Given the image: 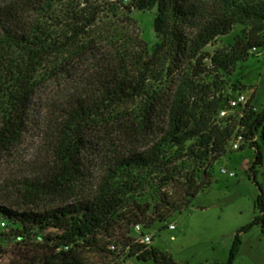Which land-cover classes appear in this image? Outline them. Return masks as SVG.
I'll return each mask as SVG.
<instances>
[{
    "label": "trees",
    "instance_id": "16d2710c",
    "mask_svg": "<svg viewBox=\"0 0 264 264\" xmlns=\"http://www.w3.org/2000/svg\"><path fill=\"white\" fill-rule=\"evenodd\" d=\"M105 6L116 17L119 8L105 0H0V157L27 133L41 84L76 54ZM121 8L128 15L154 9L159 42L146 62L130 53L132 70L121 58L117 70L62 101L48 135L49 174L22 181L20 203H0V264H94L89 254L106 264L125 257L175 264L139 243L131 228L139 225L143 234L166 228L210 186L212 164L237 136L253 149L248 173L260 193L258 213L234 235L225 264L235 261L241 234L254 226L264 233V192L256 182L263 154L255 141L264 109L256 113L250 97L219 118L234 96L220 94L215 82L194 81L229 74L251 50L264 49V0H129ZM237 24L248 27L242 39L228 50L203 52ZM154 67L170 77L159 92L145 85ZM110 126L118 127L122 148L90 142ZM90 155L97 157L91 170L83 163Z\"/></svg>",
    "mask_w": 264,
    "mask_h": 264
},
{
    "label": "rangeland",
    "instance_id": "374dc122",
    "mask_svg": "<svg viewBox=\"0 0 264 264\" xmlns=\"http://www.w3.org/2000/svg\"><path fill=\"white\" fill-rule=\"evenodd\" d=\"M105 1L119 8L116 17L105 6L103 14L99 16L100 22L80 40L75 48L76 54L61 61L56 66V75L46 78L41 84L35 100L37 111L27 133L10 152L0 157L1 204L20 203V183L41 179L49 174L51 164L48 135L51 122L55 120V112L62 101L77 94L98 76L111 69L117 70L121 58L124 61L120 64L127 66V71L132 70V53L141 56V63L146 62L147 55L159 42L152 28L154 9L134 10L128 15L122 12L121 6L129 0ZM247 30V26L237 24L228 35L218 37L203 52L212 55L216 51L228 50L246 35ZM262 38L264 39V32ZM118 39L125 40L126 44L123 42L120 46ZM144 49L147 50L146 54ZM202 64L208 69L209 60H204ZM153 70L154 78L148 76L145 85L159 92L169 85L170 77L166 78L164 70L160 72V67H154ZM194 81L204 85L215 82L219 93L225 96L242 94L247 99L252 97L254 111L258 113L264 109V49L251 50L247 60L238 63L229 74L220 72L215 77L214 74L205 73ZM233 113L228 112L227 115ZM117 128L108 127L103 134L90 138V142L99 141L106 146L122 148L124 142L115 131ZM255 141L263 154L262 167L256 176V182L264 192V125L258 131ZM243 144L240 141V146ZM244 146L242 150H232L231 143L226 147L224 155L212 164L210 186L198 193L185 211L169 219L164 225L166 228L158 231L160 225H156L143 230L151 237L149 246L166 253L175 264L226 263L234 235L258 213L256 198L260 191L248 173L253 149L246 148V144ZM95 162L97 157L94 155L86 156L83 161L89 170ZM27 208L36 209L34 206ZM170 225L173 226L172 230L168 229ZM132 235L135 238L138 236L135 233ZM240 236L241 245L233 264H264V233L260 228L254 226ZM89 259L94 264H106L93 254H89ZM120 264L155 263L152 260L144 262L125 257Z\"/></svg>",
    "mask_w": 264,
    "mask_h": 264
},
{
    "label": "built area",
    "instance_id": "2783aa9c",
    "mask_svg": "<svg viewBox=\"0 0 264 264\" xmlns=\"http://www.w3.org/2000/svg\"><path fill=\"white\" fill-rule=\"evenodd\" d=\"M247 98H245L244 95L242 94H237L236 96H234L233 98H230L228 100V106H227V109H223V110H220L219 113H218V117L219 118H223V117H226L228 112H236L237 109H242L244 107V105L246 104L247 102ZM240 141H241V137L240 136H237L236 138H234L230 143H231V149L232 150H238L239 147H240ZM221 173H224L223 170H221ZM231 175V174H230ZM169 230H172L173 229V226L170 225L168 227ZM132 232L137 234V241L139 243H142V244H149L150 240H151V237L148 235V234H143L142 233V229L139 225H135L131 228Z\"/></svg>",
    "mask_w": 264,
    "mask_h": 264
}]
</instances>
